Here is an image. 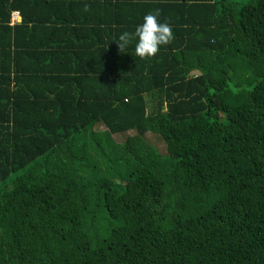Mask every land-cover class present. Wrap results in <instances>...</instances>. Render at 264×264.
<instances>
[{
	"label": "trees",
	"instance_id": "1",
	"mask_svg": "<svg viewBox=\"0 0 264 264\" xmlns=\"http://www.w3.org/2000/svg\"><path fill=\"white\" fill-rule=\"evenodd\" d=\"M155 9L172 42L120 53ZM0 185V264H264V0H0Z\"/></svg>",
	"mask_w": 264,
	"mask_h": 264
},
{
	"label": "rangeland",
	"instance_id": "2",
	"mask_svg": "<svg viewBox=\"0 0 264 264\" xmlns=\"http://www.w3.org/2000/svg\"><path fill=\"white\" fill-rule=\"evenodd\" d=\"M91 129H92L91 127L89 128L87 127V129L83 131V134L81 135V141L84 139L85 140L89 139V133ZM130 134L132 133L126 132L119 135H114L113 139L115 142H120L123 141L124 138ZM163 134L164 133L161 126H153V128L149 129V132H146V134L144 135L146 141L152 144L160 154L165 153L164 143L162 141ZM82 144L83 142H81L80 145L81 149L83 148ZM83 146L85 147V143L83 144ZM81 151L85 162L91 167L94 173L96 184L92 188L91 191L92 196L89 204L85 208L78 211L77 218L80 225V229L83 232V234L87 236H91V235L94 236L96 231L100 228L104 216V212L101 203L99 201V196H100L99 191L101 190L102 186L106 184H116L117 181L115 180L111 181L112 179L109 173L108 172L105 173L102 171V167L99 165V162H97L95 159L91 160L90 158H87L83 150ZM56 156L57 154L54 150H51L49 153L45 155L47 169H50L51 167L54 166L56 161ZM100 159L102 160V158ZM5 184H7V182H5ZM2 187L3 185H0V189Z\"/></svg>",
	"mask_w": 264,
	"mask_h": 264
},
{
	"label": "clouds",
	"instance_id": "3",
	"mask_svg": "<svg viewBox=\"0 0 264 264\" xmlns=\"http://www.w3.org/2000/svg\"><path fill=\"white\" fill-rule=\"evenodd\" d=\"M83 11H90V6L85 4ZM160 14V9H155L143 17V23L134 32L120 34L117 41L119 52L125 53L129 45L136 41L135 55L143 60L155 57L161 46L170 44L174 39L173 31L169 23L158 19Z\"/></svg>",
	"mask_w": 264,
	"mask_h": 264
},
{
	"label": "built area",
	"instance_id": "4",
	"mask_svg": "<svg viewBox=\"0 0 264 264\" xmlns=\"http://www.w3.org/2000/svg\"><path fill=\"white\" fill-rule=\"evenodd\" d=\"M18 20V14L16 11H12L9 17V25L14 24Z\"/></svg>",
	"mask_w": 264,
	"mask_h": 264
},
{
	"label": "crops",
	"instance_id": "5",
	"mask_svg": "<svg viewBox=\"0 0 264 264\" xmlns=\"http://www.w3.org/2000/svg\"><path fill=\"white\" fill-rule=\"evenodd\" d=\"M18 21V20H17Z\"/></svg>",
	"mask_w": 264,
	"mask_h": 264
}]
</instances>
